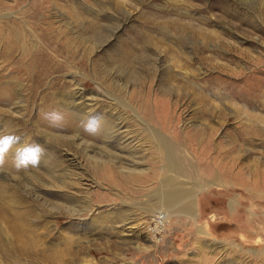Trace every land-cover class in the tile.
I'll return each mask as SVG.
<instances>
[{
	"label": "rangeland",
	"instance_id": "374dc122",
	"mask_svg": "<svg viewBox=\"0 0 264 264\" xmlns=\"http://www.w3.org/2000/svg\"><path fill=\"white\" fill-rule=\"evenodd\" d=\"M35 1L43 0H0V25L21 23L35 37L31 46L39 60L29 74L23 50L11 49L8 31L0 28V183L20 184L18 197L32 200L38 212L48 211L36 225L43 246L51 251L68 244L71 254L63 264H264V0H127L130 5L116 10L112 0H45L34 19ZM73 9L87 17L81 25L72 21ZM141 16L163 22L181 16L258 59L245 60L217 38L207 52L214 50L222 64H238L242 73L231 75L197 58L188 69L180 55L166 53L165 46L177 48L175 38L141 28ZM47 26L52 44L35 33ZM139 28L163 44L146 59L139 51L135 69L149 87L150 106L167 115L158 119H167L161 132L166 145L177 147V170L169 168L153 126L143 133L145 121L136 120L143 118L135 103L125 99L117 105L112 98L118 92L101 83L100 73L109 68L108 82L126 84L112 69L111 50L119 41L133 43ZM60 45L65 52L53 50ZM76 51L78 57H72ZM169 68L183 98L176 102L172 95L162 104L158 92ZM202 90L212 105L208 115L196 99ZM243 94L244 99L237 98ZM112 119L114 127L120 123L116 130L96 131ZM211 127L215 133L209 138ZM234 127L240 136L235 137ZM198 136L208 150L199 151ZM5 157L9 166L3 167ZM168 173L191 189L190 214L183 210L186 198L171 203L164 192L161 200L154 197ZM0 228L10 240L11 232L2 223Z\"/></svg>",
	"mask_w": 264,
	"mask_h": 264
},
{
	"label": "bare ground",
	"instance_id": "6f19581e",
	"mask_svg": "<svg viewBox=\"0 0 264 264\" xmlns=\"http://www.w3.org/2000/svg\"><path fill=\"white\" fill-rule=\"evenodd\" d=\"M48 1H49L48 2L49 4L50 3H55V4L59 3L60 4V2H57V0H48ZM44 2H45V0H43L41 4H37V1H35L34 4L31 6V10L34 11V13H36L35 16L33 15L34 19H36V17L38 16V12L40 10V8H38V7H40L39 5H41V7H43ZM112 2H113V6H114L115 10L119 9L124 4H126V6L130 5L129 4L130 2L128 3L127 0H112ZM44 8H46V7L44 6ZM70 13H71L70 16L72 18V21H74L77 25H81L83 22H85L87 20V17L83 13H79V12L75 11L74 9L71 10ZM141 17H142L141 18L142 20H140V27L141 26L142 27H145V26L154 27L156 30L164 32V33L175 38L174 43L177 46V48L175 49V48L171 47L170 45L165 46V49L167 51L166 53L167 54H177L176 56L180 55V57H182L184 59V65L186 66V68H188V69H190L191 67L193 68L195 66L194 59L197 58L198 61H200L202 64H204L208 67L214 66L216 68L226 70L231 75H237L238 76L239 74L242 73L241 66H239L238 64H236L235 67H232L231 65H228V64H222L217 60L219 55H217L214 50L211 49L210 53L207 52L208 49H210L209 43L210 42L213 43L214 39L219 38V37H217V35H216L217 38H215V33H212V31L208 30V28L200 26L197 23L191 22V20L185 21L181 16L180 17L167 18V20H165V22H163L159 19L151 21L152 19L149 20L145 16H141ZM88 21H89L90 26H92L91 25L92 21H90V20H88ZM39 24H40V27L45 26L42 23H39ZM0 28L2 30H5L4 34L7 33L6 31H8V33H14V34L15 33L16 34L21 33V36H22L21 39L16 40L12 36H7L8 33L5 37V39H7V42L10 45L11 49L17 50L19 48V51H20V49L23 50L24 56L28 58L26 62H27V64H29V66H27V68H25V69L29 74H32V70H33L34 66H36L34 63L39 62L38 58L33 57V47L31 46V39H32L31 37H34V36L33 35L28 36L26 31L22 30L23 27L21 28V23H20L19 27L14 26V27H7V28L5 27L4 28L3 25H0ZM141 28H139L138 33H137L136 38L134 39L133 43L129 42V40H128L129 43L125 42V41L124 42L119 41V43L116 44V46L114 48H112V50L110 49L111 52H113V53L115 52V57H116L112 61V63H113L112 69H114L117 74L124 76L126 84L122 85V87H120L119 85H117L114 82H108V76H109V72H110L109 68L103 70L100 73L101 78H102V79L100 78L101 83L104 86L108 87L109 89L119 93V94L117 93V98H112L117 105H120V106L124 105V104H122V102L124 103L125 99H129L131 102L135 103V105H136L135 107H137L138 111L140 112L139 114H141L140 117L143 118V119H136V120H144L145 121V123L143 121H142L143 123L140 122V123H142L141 129L143 130V133H145L146 131L150 132L151 131L150 126H153L154 129L153 128L152 129H153L154 133L156 134L155 136H156L157 140L160 143L164 144V149H166L165 153L168 154V164L170 166L169 168H172V170L173 169L177 170L180 167L179 161L177 160V158L175 157V155L173 153V151L175 149H177V147L175 145H172V144H170V145L168 144L169 146L166 145V140L163 139V135H162L164 133L163 131L165 130L163 124L166 122L167 119H158V117H166L167 115H165V114L157 115L158 113L156 114V111L150 106L151 105L150 104L151 103L150 102L151 96L149 95V91H148L149 87H146L147 84L144 81L142 74L137 73V71L135 69L136 55L139 51H141V55H145V59H146V56L151 49L157 50L158 47H160L163 44H161V41L158 42V40L147 38V35L145 34L143 29H141ZM17 29H18V31H17ZM50 29H51V26H47L45 28H41V30L40 29H38V31L35 30L37 38H39L43 41H48L46 43L52 44L53 35L50 34ZM136 29L137 28H135L134 30H136ZM28 34H30V33H28ZM219 39H220V42L223 44V47L227 48L228 50L233 48L234 43L231 44L230 42L226 41L224 38L222 39L221 37ZM64 48H65V46H64ZM234 48H236L237 51L239 50L238 52L244 55L243 57L245 60H254L255 61L258 59L254 55L249 53V51L247 52L246 49L244 50L243 48H239V46H234ZM43 49L47 50V47L38 48L37 50L38 51L39 50L44 51ZM53 50L62 52L63 46L60 45L59 47H57ZM225 51H227V50H225ZM63 52H65V49ZM231 52H233V50ZM71 56L77 58L78 57L77 51L71 53ZM31 60H32V63H31ZM110 66H111V63H110ZM94 68H95V70H97L96 66H94ZM172 73H173L172 68L171 69L169 68V70L167 72V76H166V81L163 83V85H161L160 93L158 92V95H159L158 99L160 100V103H162V104L163 103L168 104L169 100L167 98H169V96H172V95L175 96L176 102L179 101L181 98H183L182 97L183 94H182V92H180L181 91L180 85L172 82V80L176 76V75L173 76ZM216 78H217V76H216ZM217 79H219V78H217ZM220 80L222 81L221 77H220ZM17 81L19 84V80H17ZM187 81H188V85L191 87L193 85L192 81H189V80H187ZM214 81H216V80L213 79V82ZM230 81L232 82V80H230ZM211 83H212V80H211ZM129 86H133V89L130 92H128ZM190 87H188V88H190ZM255 91H257V90H255ZM204 92H203V90H202V92H199V94L197 95L198 98L196 97V99L199 100V102L201 104H203V106L202 107L200 106V109L199 108L198 109L204 115L205 114L208 115L209 113H211L212 105H211V101L209 99V96H207ZM235 92L236 91L233 92L234 93L233 95H235ZM191 93H192V91H191ZM236 95H237V93H236ZM244 95L245 94L237 96V98H239V99L243 98ZM159 100H158V102H159ZM130 101H129V103H130ZM260 101L261 100H259V102ZM125 103H127V102H125ZM172 109H175V104L172 106ZM172 109H170V110H172ZM220 112H221V110H220ZM115 118L117 120V117H115ZM136 120H133V121H136ZM109 121H110V119H109ZM153 122H155V123H153ZM114 123H115V119L110 124H108V123L104 124L103 123L98 128H96V131L98 133H107V135H108L111 132L112 128H114L116 130L117 127L120 126L119 125L120 123L117 124V122H116L117 127H114ZM158 125H160V127ZM155 128H156V130H155ZM256 128H258V127H256V126L253 127V129H256ZM259 129H261V128H259ZM161 130H163L162 131L163 133L161 132ZM234 130H235V133H234L235 137L240 136V128L237 127V129H236L234 127ZM40 131H41V128H40ZM208 131L210 133L209 138H212L214 133H215V128L211 127ZM204 134L207 135L206 131L204 132ZM194 138L197 139L199 151H200V149L205 150V151L208 150L209 144H208V142L206 144V141L203 140L202 136H198V137H194ZM182 143H184V142L182 141ZM160 146H163V145H160ZM207 163L208 162H206V160L204 158L203 165L202 164L199 165L200 166L199 168L201 170L205 169V167L207 166L206 165ZM7 164H8V162H7V159L5 157V159L2 160V165H3V167L9 166ZM188 164H189L188 165L189 168H191L194 171H198V170H196L197 167L194 163L188 162ZM156 167H157V164L154 165L155 169H156ZM204 171H206V169L202 170V172H204ZM35 175H36L35 177H38L37 176L38 174H35ZM206 177L209 178L208 173L206 174ZM160 180L163 182L162 183L163 186L160 187L159 189L157 187L156 189H158V190L153 192V194L155 193L154 197L157 198V201H158V199H160L161 192H164V195H166L165 198H167L168 202L170 201L171 203L172 202L174 203L175 201H178L179 199L182 200L183 198H186L187 202H185L186 204H185L183 210H185V212H188L190 214V212L192 211V208H193L192 202H191L192 201L191 189H185L182 186H180L179 185L180 182H178L177 177L175 176V174H172V173H168L165 177H163ZM148 181H150V180H148ZM18 186H16V185L13 186V185H9V184H7L5 186L4 184L0 183V223L4 224V226L12 234V237L10 240L9 239L5 240V238L1 234L2 232L0 233V264H35L37 261L42 262L43 264H55V263L56 264H63V259L67 256V254L68 255L71 254L70 246H68V244L67 245L65 244L66 246L64 248H62V249L61 248H59V249L55 248V249H52L51 251L49 250L50 248L43 246V240L40 237V234H39V231L37 230L36 225H37V223H39V221L43 217L41 215L47 214L48 211L44 210L42 212H38L39 206L35 205L32 202V200L29 201V200H26L24 197H18L20 194V192H19L20 189L18 188ZM162 188L164 189V191H162ZM16 198H18V199H16ZM167 200H166V202H167ZM162 203H163V201H162ZM155 206L156 205H154V207ZM179 213H180V211H179ZM175 214H177V213H175ZM159 218L163 219L162 217H159ZM158 223L159 222L157 221L156 225ZM0 231H1V228H0ZM65 261H64V263H65Z\"/></svg>",
	"mask_w": 264,
	"mask_h": 264
}]
</instances>
